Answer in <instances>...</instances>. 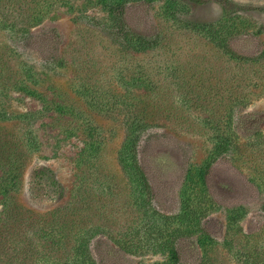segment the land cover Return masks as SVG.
<instances>
[{
    "label": "rangeland",
    "instance_id": "1",
    "mask_svg": "<svg viewBox=\"0 0 264 264\" xmlns=\"http://www.w3.org/2000/svg\"><path fill=\"white\" fill-rule=\"evenodd\" d=\"M110 1L0 0V113L15 117L0 119V160L24 153L20 185L7 190L36 215L91 214L89 227L112 231L92 241L100 264L166 261L153 251L168 238L156 213L188 209L202 213L213 238L204 246L211 264H251L249 240L260 242L261 264L264 0L194 4L188 14L168 0L128 3L126 29L158 36L146 48L115 35ZM226 14L246 17L239 33L224 35L240 57L208 32ZM137 136L141 192L127 152ZM117 233L139 255L116 246ZM176 242L180 264L201 262L197 235Z\"/></svg>",
    "mask_w": 264,
    "mask_h": 264
},
{
    "label": "trees",
    "instance_id": "2",
    "mask_svg": "<svg viewBox=\"0 0 264 264\" xmlns=\"http://www.w3.org/2000/svg\"><path fill=\"white\" fill-rule=\"evenodd\" d=\"M123 2L121 0H111L109 2L110 10L113 13L111 18V27L116 30L115 35L123 39L124 43L134 47L146 48L158 42V36L147 37L144 35L131 34L129 29H126L124 21L126 4L135 2ZM143 2V1H137ZM217 2L222 6L225 5L224 0H187L181 3L179 0H168L169 9L173 13L188 14L190 5L207 4ZM260 12H264V6L256 7ZM246 17L240 14H226L216 24L211 25L208 32L214 33L220 39V45L227 48L232 55L240 57L231 47L224 37L225 33L232 31V36L241 31V26L244 24ZM32 33H30L31 35ZM131 34V35H130ZM49 37L56 42L57 34L54 30L48 32ZM133 37H135L133 39ZM25 35L21 37V40ZM0 119L10 121L15 117L7 115L6 112L0 113ZM20 119V117H16ZM144 126L149 125L146 119H140ZM138 136L131 140L128 147V156H130L129 166L136 175L137 190L141 192L143 187H148L146 175L139 163V157L135 148L138 142ZM133 144V145H132ZM37 148V147H36ZM24 153L12 152L8 155V160H0V168L7 175L0 178V187L6 188L0 192V264H100L93 253V240L99 232L111 234L112 231L103 225L88 226L86 219L91 220L92 215L89 213H79L74 215L72 209H58L47 215H36L34 212L26 210L19 205L11 190L20 185V176L22 175L21 165H23ZM85 210V209H84ZM74 215V218L72 216ZM159 217V234H167L168 238L159 239L154 245L155 253L168 254V259L162 262H154L153 264H180L181 257L176 238L178 236H198V244L202 250L201 262L199 264L212 263V250L205 249V240L213 238L203 227L201 221L202 213L192 209H188L178 215L167 216L156 213ZM76 216V217H75ZM78 216V218H77ZM156 220V219H155ZM172 220L181 223L178 226H168ZM172 225V224H170ZM114 239V243L123 251L139 255L134 242H124L119 237ZM255 242L251 245V240L248 241L245 252V263L257 264L262 257V251L257 247H261L260 242ZM102 244V240L96 241ZM231 243L226 240V244ZM233 243V241H232ZM134 244V245H132ZM250 246V247H249ZM136 250V251H135ZM264 264V261L261 263Z\"/></svg>",
    "mask_w": 264,
    "mask_h": 264
}]
</instances>
